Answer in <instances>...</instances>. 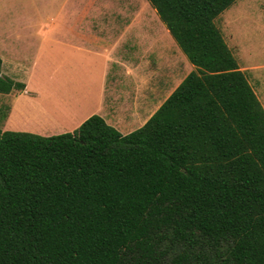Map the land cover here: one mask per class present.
<instances>
[{
  "label": "trees",
  "instance_id": "1",
  "mask_svg": "<svg viewBox=\"0 0 264 264\" xmlns=\"http://www.w3.org/2000/svg\"><path fill=\"white\" fill-rule=\"evenodd\" d=\"M236 1L149 0L195 69L141 127H0V264H264V105L216 23Z\"/></svg>",
  "mask_w": 264,
  "mask_h": 264
},
{
  "label": "crops",
  "instance_id": "2",
  "mask_svg": "<svg viewBox=\"0 0 264 264\" xmlns=\"http://www.w3.org/2000/svg\"><path fill=\"white\" fill-rule=\"evenodd\" d=\"M9 25L0 30L2 73L25 89L10 92L3 130L53 135L100 114L127 134L195 69L149 0H46V24Z\"/></svg>",
  "mask_w": 264,
  "mask_h": 264
},
{
  "label": "rangeland",
  "instance_id": "3",
  "mask_svg": "<svg viewBox=\"0 0 264 264\" xmlns=\"http://www.w3.org/2000/svg\"><path fill=\"white\" fill-rule=\"evenodd\" d=\"M25 18H34L46 24V0H0V30L8 27L7 22L10 28H16L15 24ZM216 23L264 105V0H237L216 18ZM54 85L57 84H50L49 88L53 94L58 91V86ZM175 86L167 85L161 99L164 100ZM126 89L129 91L131 88ZM57 94L53 95V99L58 98ZM12 100L11 93H0V127L8 118L2 119L4 113L9 115Z\"/></svg>",
  "mask_w": 264,
  "mask_h": 264
}]
</instances>
